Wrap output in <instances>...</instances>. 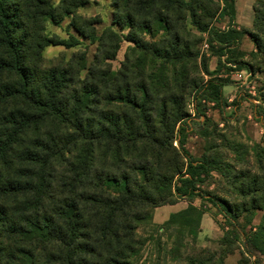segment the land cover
Masks as SVG:
<instances>
[{
	"label": "trees",
	"instance_id": "obj_1",
	"mask_svg": "<svg viewBox=\"0 0 264 264\" xmlns=\"http://www.w3.org/2000/svg\"><path fill=\"white\" fill-rule=\"evenodd\" d=\"M110 1L112 26L126 33L108 26L96 36L97 19L77 13L90 0H0V264H149L139 225L181 199L188 206L155 226L172 231L173 243L153 264H225L241 239L246 253L264 257V226L254 244L240 222L264 208V152L253 173L187 148L190 119L213 123L203 101L228 106L229 80L209 71L198 43L207 34L220 64L226 57L224 64L264 74V0L254 1L250 28L237 25L236 0ZM220 16L229 18L225 27L215 23ZM65 17L98 43L88 67L82 50L45 65V47L80 43L46 32V20L60 25ZM245 36L255 47L251 61ZM122 42L130 45L114 70ZM215 171L235 203L201 188ZM195 198L231 227L225 248L191 242L204 213Z\"/></svg>",
	"mask_w": 264,
	"mask_h": 264
},
{
	"label": "rangeland",
	"instance_id": "obj_2",
	"mask_svg": "<svg viewBox=\"0 0 264 264\" xmlns=\"http://www.w3.org/2000/svg\"><path fill=\"white\" fill-rule=\"evenodd\" d=\"M59 1L51 0V3L56 6ZM254 1L236 0L238 11L235 21L240 28L252 26ZM113 11L114 8L110 0H90L89 4L78 8L77 13L82 17L97 19L94 31L96 36H99L104 28L112 26ZM228 20V17L220 16L215 23L218 27H225ZM112 27L117 31L127 32V28L120 29L115 25ZM45 30L49 35H57L61 39L69 40L71 36H74L80 41L72 48L53 44L45 47L43 51L45 65L68 62L73 53L80 50L85 53L86 66L91 64L98 43L91 36L82 37L79 35L71 26V17H65L60 25H54L50 20H46ZM203 37L204 39L198 43L197 49L201 56H207L209 71L216 77L229 80V84L224 87L228 106L221 111L215 102L203 101L202 107L213 122L210 125H204V118L194 117L195 112L190 104L195 122L189 120L191 129L188 134L187 148L195 157H201L207 153L214 155L216 159L233 164L234 169L238 172L249 170L259 173L257 152L259 153L261 150L264 152V74L262 72L252 73L249 69L234 64H224L223 60L226 57L222 58L220 64L218 56L210 51L208 35L203 34ZM129 45L128 42L121 43L116 59L112 61L114 70L120 68ZM241 49L246 53L244 60L251 61L250 53L255 51V47L249 36L243 38ZM204 78L208 80L210 76L204 74ZM203 128L208 131L206 137L199 134ZM201 188L235 203L225 193V190L228 189L225 178L216 171L213 172V179L202 185ZM194 204L197 207H202L204 213L197 238L191 242L195 247L212 251L225 248L222 245V239L227 231H230L229 233L232 235L231 227L209 202L195 198ZM187 206L186 199H181L176 204L159 206L153 210L151 220L140 223L139 233L149 239L142 249L141 261L148 259L149 264H153L151 261L156 259L159 250L164 255L165 247L172 246V231H157L155 226L166 221L173 213L172 211L178 212ZM250 218L252 222L247 224ZM240 222L246 226V234L255 244L256 241L261 240L259 233L260 227L264 226V208L254 211L253 216L249 212L243 214L240 217ZM159 241H161V246H159ZM246 251L244 239L237 241V248L227 256L225 264H264V257L259 252L246 253Z\"/></svg>",
	"mask_w": 264,
	"mask_h": 264
},
{
	"label": "crops",
	"instance_id": "obj_3",
	"mask_svg": "<svg viewBox=\"0 0 264 264\" xmlns=\"http://www.w3.org/2000/svg\"><path fill=\"white\" fill-rule=\"evenodd\" d=\"M237 11H238V10H237ZM236 22H237V21H236ZM172 212L174 213V212H177V211L174 210V211H172Z\"/></svg>",
	"mask_w": 264,
	"mask_h": 264
}]
</instances>
